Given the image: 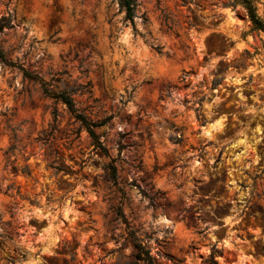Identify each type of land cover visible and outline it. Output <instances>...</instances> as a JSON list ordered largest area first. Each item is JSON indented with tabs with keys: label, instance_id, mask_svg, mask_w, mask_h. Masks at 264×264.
Here are the masks:
<instances>
[{
	"label": "rangeland",
	"instance_id": "374dc122",
	"mask_svg": "<svg viewBox=\"0 0 264 264\" xmlns=\"http://www.w3.org/2000/svg\"><path fill=\"white\" fill-rule=\"evenodd\" d=\"M246 5L135 0L129 19L119 0H0V264H144L134 245L264 264V34Z\"/></svg>",
	"mask_w": 264,
	"mask_h": 264
},
{
	"label": "trees",
	"instance_id": "16d2710c",
	"mask_svg": "<svg viewBox=\"0 0 264 264\" xmlns=\"http://www.w3.org/2000/svg\"><path fill=\"white\" fill-rule=\"evenodd\" d=\"M119 2H120L121 7H123L125 9L127 17L129 19H132L134 9H135V0H119ZM244 2H246V4H247L245 9H246L249 20L251 21V23L253 24V26L256 29L261 30L262 33L264 34V24L256 17L255 10H254L251 2L248 0H244ZM4 21H5V19H4ZM5 27L10 28V25H8V23L4 24L0 29H3ZM0 60L2 62H5L4 55L1 51H0ZM23 75L30 80H34V81L38 80L37 77L32 76L31 74L27 73L26 71H23ZM42 90L46 96L60 100L63 104L66 105V107L68 108V110L70 112L75 114V108H74L75 106H74V102L71 98L70 93H67V92L54 93V92L49 91V89L46 87V85H42ZM75 117L86 128V130L89 133L90 137L92 138L95 146L103 149L102 144L99 142L98 137L93 132V129L101 126L102 123L101 124L91 123L84 116L78 115V114H76ZM106 169L108 171V175L110 177V180L115 184L116 183V168L113 165V162H110L108 164V166L106 167ZM134 248L137 251V253L135 255V259L138 262H142L144 264H154L153 258L150 255V251L146 250L141 245H134Z\"/></svg>",
	"mask_w": 264,
	"mask_h": 264
},
{
	"label": "bare ground",
	"instance_id": "6f19581e",
	"mask_svg": "<svg viewBox=\"0 0 264 264\" xmlns=\"http://www.w3.org/2000/svg\"><path fill=\"white\" fill-rule=\"evenodd\" d=\"M222 127H223V125L222 126L220 125L219 128H218V130L221 131ZM206 133H208V132H206Z\"/></svg>",
	"mask_w": 264,
	"mask_h": 264
}]
</instances>
